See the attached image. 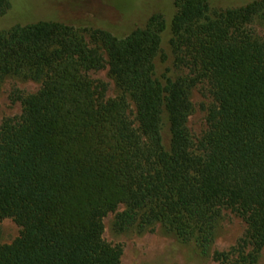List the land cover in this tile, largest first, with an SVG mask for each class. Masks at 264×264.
<instances>
[{"label": "trees", "instance_id": "1", "mask_svg": "<svg viewBox=\"0 0 264 264\" xmlns=\"http://www.w3.org/2000/svg\"><path fill=\"white\" fill-rule=\"evenodd\" d=\"M173 4L170 41L189 77L155 67L166 27L157 9L121 36L95 28L106 58L55 13L0 30V80L21 72L42 80L0 124V218L20 226L0 243V264H117L122 249L102 237V218L119 204L115 229L142 210L139 226L160 222L202 252L228 206L246 221L248 241L263 246L264 40L244 24L264 0ZM10 5L0 0V15ZM101 68L133 101L138 126L124 98L106 97L90 76ZM200 79L213 102L194 138L189 90Z\"/></svg>", "mask_w": 264, "mask_h": 264}, {"label": "rangeland", "instance_id": "2", "mask_svg": "<svg viewBox=\"0 0 264 264\" xmlns=\"http://www.w3.org/2000/svg\"><path fill=\"white\" fill-rule=\"evenodd\" d=\"M211 1L216 6H239L253 0ZM154 9L162 12L166 20V27L161 33L160 49L154 59L156 69L159 72L168 70L172 76H192L184 51L174 49L171 45L170 19L175 12L173 0H11L10 7L0 15V30L14 23H25L55 13L54 15L72 23L85 43L97 48L106 58L102 44L93 36L94 29L106 27L121 36ZM244 26L264 40V6ZM89 74L105 85L106 97L124 98L128 117L134 126H138L133 101L116 85L107 68L91 70ZM41 81L26 72L9 74L0 80V124L4 119L20 114L22 99L36 92L41 87ZM189 100L191 108L187 126L192 136L198 138L207 127L206 113L213 102L209 84L205 79L196 81L190 87ZM163 131L166 142V122ZM124 209L125 205L119 204L114 211L108 212L102 218V237L122 249L117 264H264V244L257 249L248 241L247 223L231 207H221L213 239L206 252L199 249L196 239L181 240L160 222L139 226L142 210L138 212L134 224L123 230L115 229V217ZM19 233L20 226L11 218H0V243L11 242ZM216 251L226 252L227 257L217 258Z\"/></svg>", "mask_w": 264, "mask_h": 264}]
</instances>
